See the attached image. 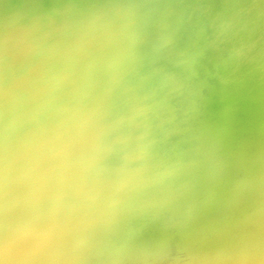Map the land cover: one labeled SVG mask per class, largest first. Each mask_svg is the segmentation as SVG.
I'll use <instances>...</instances> for the list:
<instances>
[{"label":"bare ground","instance_id":"bare-ground-1","mask_svg":"<svg viewBox=\"0 0 264 264\" xmlns=\"http://www.w3.org/2000/svg\"><path fill=\"white\" fill-rule=\"evenodd\" d=\"M52 1L21 0L18 11L33 12L22 26L13 22L12 0H0L11 14L0 22L1 51L6 37L12 50L28 44L23 59L37 60L54 42L41 21L57 20L64 26L61 43L70 37L75 46L74 29L100 19L99 45H119L120 55L111 59L114 69L103 68L105 56L88 38L81 50L96 63L80 86L65 77L55 51L48 72L42 70L55 84L42 101L31 104L30 93L16 89L23 112L13 129L27 139L21 143L8 127L13 118L7 120L0 165L7 173L13 165H33L0 184V264H264V0H88L86 7V0ZM165 6L188 15L178 26L167 17L159 28L136 29ZM200 7L209 21L221 11L210 29L194 19L187 29ZM14 63L8 64L12 84ZM152 69H167L156 79L168 85L171 108L158 111L153 98L138 101L136 75ZM97 75L107 87L99 95L89 83ZM8 93L4 103L12 100ZM71 98L85 103L79 116ZM65 108L68 114H58ZM51 109L59 116L50 117L55 125L71 115L84 136L95 135V148L84 152L86 195L68 192L59 206L26 196L36 159L28 150L42 129L55 127L41 119ZM54 211L59 227L49 229Z\"/></svg>","mask_w":264,"mask_h":264},{"label":"water","instance_id":"water-1","mask_svg":"<svg viewBox=\"0 0 264 264\" xmlns=\"http://www.w3.org/2000/svg\"><path fill=\"white\" fill-rule=\"evenodd\" d=\"M20 1L21 0H12V3L14 5V9H15V13H16L15 15L17 16L16 17L17 22L15 21V19L13 20V22L17 25L19 23L20 25L25 26V24L32 22L31 19H32V13L33 12H30L29 10H25L24 12H19L18 8H20V6H19ZM52 2L54 4V6H58V4H59V2H57L56 0H54ZM87 3H88V0H86L84 7L89 6ZM184 8H187V4H185ZM125 9L126 8L123 6L122 13L126 12ZM187 9L180 8L177 11V9L174 8V10L168 11L166 6L164 8L162 7L159 11H157L153 15V18H151L147 21V23H144V24L139 23V26L136 27V29H138V31H140V29L153 30L155 28H159V26L160 27L164 26L163 24L167 20L166 19L167 17L171 21L172 20L175 21V24L178 26L179 19H181L182 18L181 15H183L181 13L183 11H186ZM7 10H8V5H6L5 3L1 4V6H0V22L6 21L7 17H9L11 15V14H9L10 11L8 13ZM141 10H143V9H141ZM219 10L221 11V8ZM150 11H151L150 6H147L144 9L143 13L149 14ZM220 11H215V12H217V14H215L211 18L212 19L214 18V20H215V17L217 15H219ZM18 12H19L21 19L18 18ZM38 15H41V14L38 13ZM186 15H188L187 12L183 16L187 17ZM203 15H205V13L203 12V9H201V7H200V10L198 9L197 12L195 11V14L192 15L191 22H186V24H187L186 28L190 29L192 27L194 20H196V21L199 20L201 23V27H206V28L210 29L211 24H212V23L210 24V22H213L214 20L212 21V19L210 18V21H209V20H207L208 19L207 16H203ZM88 16H90V14H88ZM111 18H112L111 19L112 20L111 25H113L114 24L113 20L116 18V16H112ZM90 19H93V18L91 17ZM200 19H202L203 21H201ZM48 24H51V25H46L45 20L41 21L40 27H42V29H47L48 35L52 39H54L53 40L54 42H51V44L48 47L50 52L48 54L45 53L44 51H42V53L40 52L38 54L39 56H38L37 60L34 58L33 54L29 55V56H27V58L23 59V56H21V55H22V53H24L26 51L28 44H24V45H20V46L15 45V47L11 46L12 48H14V50H12L9 45L12 44L13 42H11L8 38L6 39V37H4L5 43H4L3 51H1L2 48L0 49V90L10 92L12 95V100H9L5 103L0 99V132H2L4 130L3 124H5L7 120L13 118L12 121L10 122V124H8V127H10L12 129V131L15 132L14 134H15L16 138L20 139L19 141L21 143H26L27 138L22 139L21 134L19 135V130H14L13 128L16 125H19V121H20L19 119L20 118H18L17 112H18V114L23 112V104L21 101L18 100L21 98V96L16 92V89H13V84L9 81V78H8V73L10 71L8 64L10 62H12V61L15 62L13 67H12L15 80L21 79L24 77H28L29 76L28 74L32 73L33 69H35L37 67H39L41 69V71L44 70V72L45 71L48 72L49 63L53 62V61H51V57H52V55H54V52L56 51L59 53L58 56L63 57V60H61L59 58L58 64H55V65H59L60 60H61V65H63L65 77L72 79L73 85H77V84L81 83V81H83L84 77H86V75L88 74L87 72L89 69L92 68L93 63L94 62L96 63V61H93V60L91 61L87 57V54L82 52L83 50H81V49H83L82 45H83V43H84L83 41L85 39L89 38L90 40L91 39L93 40L92 41L93 44L90 46V48L92 47L96 50L102 51V54L105 56L102 60L103 63L101 62L103 68H104V66H106L110 70L114 69L115 63H114V61L111 62V59L116 58L117 56L120 55L119 49L121 48V46L119 47V45L112 46V47L108 48L107 50L105 49L104 46L99 45V39L97 37L98 28H100L101 33L105 29V25L100 22V19H94L93 20V26L91 28H83L80 31H78L77 29H74L73 37H74V39H76L75 40L76 41L75 46L73 45V43L69 44L70 39H71L70 37L61 43L60 39L63 36L62 31L64 30V26L60 25L57 22V20L51 19V23H48ZM197 26H198V24H197ZM197 26H196V28H197ZM48 27L49 28L51 27V29H49ZM1 29H3V31H5L4 28L2 27V25L0 24V30ZM57 30H60L59 31L60 35L56 36ZM3 31H1V32H3ZM137 33L138 32H136V34ZM1 34H3V33H1ZM54 36H56V38ZM24 39H25V37H24ZM133 41H134V38H131V37L128 40H126V42H125L126 43L125 44V49H126L125 51L126 52L129 50L128 47L130 46V44ZM96 43H97V45H95ZM189 48L191 49L192 47H189ZM192 50L193 49H191L189 52H192ZM133 57L134 56H131L129 61H131V58L133 59ZM20 58H21V60H20ZM34 60H35V63L33 66H31V64L34 62ZM179 64H181V63H179ZM30 66L32 68L33 67H35V68L31 69ZM175 66H176V64H175ZM146 72H147V75H149V77L144 78V80H142V79L140 80V77H142V75ZM163 72L166 73L167 69H164L162 72L161 71H159V72L154 71V69L142 70V73L140 72V74L137 73V75H136V78L139 79V81L141 82V84L137 87V91H136L137 94H139L138 101H140V103H142L141 100H143V101L147 100L148 101L149 98L156 99L158 101V105H160L158 111H160L161 108L162 109L168 108L167 106H169L171 108V105H169L167 103V100L170 97L168 96V93L163 92V90H165L164 87L168 86V85L167 84L165 86L164 85L163 86L157 85L158 79H156V78L161 76V74L163 75ZM43 77H45L44 78L45 79L44 84L46 85L47 91L50 89H53V85L55 84V82L53 83V81L50 79V77L48 75L44 74ZM93 79H94V81H93ZM160 79H162V78H160ZM162 80H164V78ZM102 81H103V76L101 77V80H100L99 75H97V77L95 76L94 78L90 79L89 83L91 85H93L92 86L93 90H91L93 92V94L99 95V93L101 94L102 92H104L106 90L107 87H105L104 89L101 88L102 87ZM77 86H80V84ZM63 95H64V99L70 98L69 95L67 94V92H65V91L63 92ZM78 95L81 96V94H79V93H78ZM142 95H143V98H142ZM49 99L46 100V102H47V104H49L52 107V105H51L52 101H49ZM67 99H66V102H67ZM71 99H72L73 103H77L76 113H77V116H79L78 113L80 112L81 109H83V107H81V105H83L85 103H82V101L78 102L80 100L79 98H77V99L71 98ZM32 102L33 101H31V99H30L29 103L32 104ZM174 105H176V104H174ZM176 107L177 106H175V109H176ZM53 112H54L53 109H51V111H49L48 114L45 111H43L41 119H43L45 122L53 123L52 125L54 126L55 125L54 124L55 119L53 120V118H50L52 115H54ZM54 116L59 117L58 115H54ZM147 116L149 117V114H147ZM76 120L77 119H75L74 121H76ZM33 124H35V123H33ZM30 137H32V136H30ZM33 137H35V136H33ZM12 142L14 144V139H12ZM0 143H1L0 147H3L4 144L2 142H0ZM4 149H5V147H4ZM0 150H2V149L0 148ZM21 151L23 152V150H21ZM20 153H15V157H16L15 159L19 160L20 156H17V155L18 154L20 155ZM28 154H31V152H29V150H28ZM36 158H37V156H36ZM33 162H35V161H33ZM25 165H27V166H21V167L19 166L20 168L13 165L12 171L9 173H7L6 171H3L4 169L3 168L1 169V165H0V184L4 183V181L8 182V181L12 180L13 178L19 177L20 176L19 171L22 170V172H24V171L28 170L29 167H31V165H33V163L27 161L25 163Z\"/></svg>","mask_w":264,"mask_h":264},{"label":"clouds","instance_id":"clouds-1","mask_svg":"<svg viewBox=\"0 0 264 264\" xmlns=\"http://www.w3.org/2000/svg\"><path fill=\"white\" fill-rule=\"evenodd\" d=\"M39 67L33 69L28 77L13 81V89H22L30 93L33 102L42 101L47 88ZM8 92L0 90V98H6ZM67 108L60 109L58 114H68ZM82 124L74 121L71 115H66L52 129H42L29 148L37 156L31 170V182L27 187L26 196L30 202L41 203L55 200L57 206L63 201L66 193L77 196L86 195V186L82 181L84 168V152L86 148H95V135L84 136ZM49 229L59 227L55 215Z\"/></svg>","mask_w":264,"mask_h":264}]
</instances>
